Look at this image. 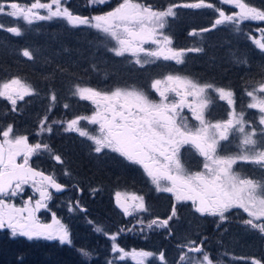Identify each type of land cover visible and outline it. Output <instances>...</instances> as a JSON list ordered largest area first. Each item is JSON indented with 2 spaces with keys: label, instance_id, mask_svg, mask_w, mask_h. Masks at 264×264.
Returning <instances> with one entry per match:
<instances>
[{
  "label": "rangeland",
  "instance_id": "rangeland-1",
  "mask_svg": "<svg viewBox=\"0 0 264 264\" xmlns=\"http://www.w3.org/2000/svg\"><path fill=\"white\" fill-rule=\"evenodd\" d=\"M64 3L65 4H62V6L67 7L66 1H64ZM88 8L90 9V6H88ZM21 9L22 7H14L8 11V7L5 8L3 6V9L0 10V23H2L0 24V29L7 32L9 35L13 33L12 35L17 37L21 36V26L29 29L18 22V20H25V22H27L25 19L27 9H24V12H21ZM40 10H44V12L40 13ZM40 10L36 9L34 11H38L41 15L48 14L47 9ZM197 10L202 11L204 15L206 14L205 11H207L204 7ZM11 12H18L19 15L13 17L9 15ZM215 16L216 19L219 18L218 13H216ZM91 17L93 16L90 15L88 23L82 24V26H91L97 29L94 27L96 21L92 20ZM32 20L38 21L35 16L32 17ZM51 21H53L52 26L55 28L56 26L64 24L73 26L63 17L53 18ZM44 23H46V21H44ZM123 24H126L131 29L130 33H125L123 28L118 32V35L125 43L123 45L118 44L117 41L112 38L115 43L114 46L110 43L106 45L110 47L109 52L112 55L114 53L116 54V51L122 48L126 49L133 47L134 49L131 53L125 51L123 55L116 54L118 57L127 58V63L123 68L127 78V84L125 85H119L118 82H113L115 71L113 72L110 69L109 72L105 68L101 70L102 74L99 80L104 82L103 85L106 84L107 81H110L111 83L107 88H104V86L98 87L99 85L94 82L89 83V76L93 75L94 71H91L90 66H88L90 70H87L86 67H82L79 63L77 64L76 60L72 59L69 61H61V63L57 64H51V70L47 67L45 68V66H48L47 62L41 63V65L34 63L33 69L36 67L38 68L37 74H39L42 84L33 82L28 78L17 79L9 75L7 78L3 79V77L0 76V87H2L3 83H10L12 80H18L31 89V94L25 96L23 100H18L15 106H12L11 102L5 97H0V129L7 130V128L11 126L12 132L10 135L12 137L16 135H26L29 144L34 145L40 143L41 145H48L47 149L42 147L37 154L30 158V166L36 170H42L46 175H52L61 185H65V187L70 189V192L67 194L57 197L51 192L52 189L49 188L52 199L47 202V208L41 209L37 213L38 219L42 223L48 224H51L54 219L59 220L67 229L75 233L76 237L82 239H86L85 236H88V231L100 229L101 234L109 239L110 243L107 242L108 244L105 245V248L108 249V253L111 255L110 261H113V263H119L124 258H127V260L136 264H141V261L143 264H165V261L167 264H176V258H178L189 264V259L185 257L198 256L187 252V248H190L191 243L194 242L197 246L203 247L204 244L210 242L212 245H206V251L209 252L213 259V264H216V260L228 262L229 264H240L239 262H243L242 264H254V261L257 260L256 257L264 251V246L260 248L261 245L264 244V234H261L257 229H252L250 226L243 224V220L248 219L247 215V217L243 216L240 211H238V213H240L239 215L228 213L226 214L228 219L225 222H220L218 217L201 216L195 212L191 204L188 205L191 202L176 203L172 194L157 193L155 186L151 184V180L146 176L143 168L138 163L128 161L126 157L121 155V152L116 149L125 147L123 143L125 139L131 143L140 145L143 150L148 153L150 158L157 161L160 159V163L153 166V171L158 170L157 174H162L165 170L169 171L170 175L175 174V161H179L183 166L185 176L199 172L202 170L203 158L201 156L199 157L197 150L190 147L188 151L183 153L180 148L177 151V144H183L182 141L185 136L193 139L195 144L200 143L201 141L197 136L198 131L202 127L209 126L212 123L226 120L233 107L237 112L243 108L246 113L245 119L252 122L253 126H255L261 114L258 109L247 108V104L251 102V98L248 97L246 93L247 91L258 89L259 84L257 88L254 89L248 87L246 90L241 91L232 89L234 91L232 92L235 105H228L226 101L220 99L223 93H220L215 85H202L201 83L203 80L197 75L196 78H187L188 75L186 74H191V72H193L197 62L196 64H188V54L185 57L179 50H176V45L174 43L168 44L165 38L169 37L165 34L163 29L156 34L154 42L141 43L140 37L147 36L150 33L146 30L141 31L140 27L138 28L139 31H137L136 28L138 24L133 21L125 20ZM97 30H100L101 34L108 35V33L103 32V28ZM17 32H19V35L16 34ZM48 34L54 38L52 40L48 39L51 42L50 46H52V48L49 49L53 52L59 51L56 48L60 45L59 40L61 38H55V34L49 31ZM37 36L38 35H35L34 38ZM109 36L111 35L109 34ZM128 41H132L133 43H128ZM26 48L27 50L22 52V58L26 60L32 59L31 52H34L35 48H33L32 45ZM259 51L264 52L261 50ZM24 52H28L30 55L25 56L23 55ZM57 53L60 54V51ZM177 56L183 58L184 62L182 64H177L175 62V57ZM46 60L49 61L48 58L45 59L44 57L43 61ZM88 60L95 62L94 57ZM56 61H60V59L57 58ZM221 63L222 61H219L218 64L216 61L211 60L207 63V69H219L221 68ZM164 65L177 69V72L167 73L168 68ZM183 65L186 66V70L184 69L185 67H182ZM39 66H42L43 69ZM82 68H85L84 71L81 70ZM62 69H65V71L62 72ZM137 69L145 71L141 77V81L138 79L140 76L134 72V70ZM77 71L79 73H77ZM20 72L21 70L17 72V74L22 75ZM83 72H85V77L81 76ZM142 73L141 71V74ZM220 73L225 76L230 73V70H220ZM177 75L178 77H176ZM61 77L65 78V83L68 82L67 84L63 83L65 84L64 86L68 87L69 84L70 87L67 92L69 96H67L66 99L61 97L63 96L61 93H59V97L57 96L58 87H61L58 83ZM72 78L74 79L72 80ZM46 84L53 85L52 89L50 88V91H45V89H43L44 92L40 91V102L35 105L27 106L28 103L32 104V102H29V99L32 98L31 96L34 97L38 94L32 92L33 88L35 89V86H47ZM77 86L89 90L86 92V95L92 96L93 99L98 101L99 105L105 109L97 123H89L87 121L80 122L79 126L88 133L87 137H80L78 133H67L63 130L69 120L77 116H92L97 113V105L87 99L80 100L78 97L72 96V92L75 91ZM201 88L204 89L210 101L208 108L203 113L204 124L197 118L201 113L199 112V107L193 104L194 98L190 95V93L199 91ZM107 90H109V92H107ZM256 94L260 95L259 92H256ZM53 95L55 96V101L52 100ZM45 101L46 103L44 104ZM171 101L177 103L171 105ZM64 103L69 105L68 109L62 107ZM25 106H27V108ZM107 109H111L112 111L109 112ZM117 112L121 113V120L114 121V117L110 115L116 114ZM210 114L214 116L215 119L212 120ZM54 120H60L62 123L54 124ZM178 122L181 124V127H179L180 131L176 132L175 130L178 126L175 125V123ZM102 124L105 125L103 130H101ZM49 126L53 129L51 133L42 131L43 128ZM181 128H183V130ZM169 129H172L171 133ZM110 133L112 135H110ZM89 137L97 138L102 141H105L107 137L105 147H103L102 151L98 154L108 152L107 157L110 154L115 156L110 157L111 161H113L114 158H120L128 169H135L136 171L135 175L132 172L130 173V171H126L121 166L119 167L109 163V166L105 167L103 166V160L96 161V174L98 172L102 174L103 177H110L113 181L120 175L123 176V179L126 181H132L134 179V185L137 187L135 190H131L127 182L120 181L119 183H115L111 189L112 198L108 200V205L111 204V208L109 211L102 208L105 210V214L103 217L99 218H97L98 216H95L92 211L87 214H82L76 206V202H78L77 204L80 207L89 209V206L93 203L94 195L99 192L98 189L94 190V188L89 185H85V174L91 175V173L95 172L90 170V164L86 162L82 155L79 157L80 154L87 153L88 156L90 151H94L96 145L93 139H89ZM0 140H3L2 132H0ZM239 140L240 136L234 135L227 142H222L218 146L216 154L218 156H229L233 153H238L239 149L236 146ZM157 148L163 151L164 155H161L159 151H154V149ZM78 153L80 154L78 155ZM175 154H177V156H175ZM56 156H59L58 160ZM23 159L24 157H19L17 162L20 163ZM148 162L151 161L149 160ZM73 163L78 165V168L82 166L81 173L86 172L82 174L85 176L84 179L81 175H77L71 170V168H74L72 167ZM164 164H168L169 168L164 169L162 167ZM247 167L251 169L247 171ZM240 168L242 169L241 175L249 177L252 174V168L255 167L246 165L240 166ZM112 174L113 176H110ZM255 175L256 178H264V171L259 169L258 172H255ZM80 177L83 180H81ZM87 180H89L88 177ZM162 182L165 184L170 183L168 180ZM75 185L78 188L74 187ZM129 190L130 192H128ZM117 192L126 194L127 196H143L148 211H134L131 216L126 215L116 204L115 194ZM257 194H264V190L258 191ZM0 198L5 199L6 202L13 203L17 207H24L29 201L34 205L35 200L39 199V194L36 193L29 184L25 185L24 191L16 197ZM176 205L181 206V208L177 209ZM173 209L176 212V216L174 217L171 216ZM242 216L245 218H242ZM169 217H171V219L169 220L168 229L159 228L155 225H153L152 228L148 227V224L152 220H163ZM204 218L212 224L216 222L214 224L216 228L210 232L212 238L215 237L214 239L216 241L206 237L208 231H201V228L198 227V225L203 222ZM125 221H130V223H127L126 226ZM217 224H219V227H217ZM118 227H122L124 232L116 234L114 231ZM132 227L133 229H131ZM170 231L174 233V241H172V236H169ZM84 232H86V235L82 237ZM113 236H116V240H112ZM19 237L20 236H11L10 230L8 229L0 230V241L7 239L16 240ZM144 237L145 239L151 237L156 241L162 238L165 244L167 243L165 250L161 249L158 253H154L148 257L140 256L139 254L143 251H141L140 248H134L133 245L137 243L134 242L135 240H139V242L143 243L142 240ZM21 238L29 240L27 237ZM42 239L43 238H34L32 240ZM52 242L60 243L58 239ZM122 242L125 243V246L126 244L129 246V251H125L127 246L123 247L124 244ZM161 244L162 242L155 244L152 251L159 249ZM112 245L123 248V251L119 253L113 251ZM215 245L218 246V255L215 251ZM177 247H179V250L175 249ZM161 254L165 256V261L159 259Z\"/></svg>",
  "mask_w": 264,
  "mask_h": 264
},
{
  "label": "snow or ice",
  "instance_id": "snow-or-ice-1",
  "mask_svg": "<svg viewBox=\"0 0 264 264\" xmlns=\"http://www.w3.org/2000/svg\"><path fill=\"white\" fill-rule=\"evenodd\" d=\"M93 3H96V0H93ZM98 3L103 6L111 4V0H98ZM223 4L234 5L238 12L226 14L224 10L216 8L215 11L219 16L218 19H215L216 25H224L225 23L239 25L245 21L264 22V10L250 6L244 0H223ZM181 6L191 7L192 9L214 7L211 3H205V0ZM165 8L166 10H156L155 6L137 2V0H120L118 4L108 10L106 15H95L91 19L96 21L95 28H103L104 32L110 34L121 45L125 41L118 35L119 30L123 28L125 33L131 32V29L122 22L125 20L133 21L140 25L141 31L146 30L150 33L147 36L140 37L141 43H149L154 42L156 34L168 25L169 18L176 16L173 6L165 5ZM36 9H47L48 14L41 15L38 11H34ZM20 11L24 12L25 10L21 9ZM9 15L15 17L19 13L11 12ZM33 16L40 21H51L53 18L63 17L73 26L87 24L89 21V17L81 18L78 14L73 15L67 7L62 6V0H51L50 3H41L40 0H35L25 14V19L29 24L33 23ZM239 30L237 28V31ZM259 33V38H253V42L259 50L264 51V28H260ZM16 34L19 35V32ZM192 34H194V30L189 33V35ZM165 39L168 44L172 43L170 38L166 37ZM128 43L133 42L128 41ZM133 50V47L122 48L117 50L116 54L123 55L125 51L131 53ZM23 55L28 56L30 54L24 52ZM175 62L182 64L184 61L182 57L177 56ZM87 91L89 90L77 86L75 91L72 92V96L78 97L80 100L87 99L97 105V113L92 116H77L69 120L63 129L64 132L78 133L80 137H87L88 133L81 129L80 122L97 123L101 114L105 111L98 101H95L92 96L86 95ZM218 91L223 93L220 96L221 100L226 101L228 105H235L232 91H225L223 88ZM256 92H259L260 95H257ZM30 94L31 89L18 80L3 83L0 87V97L9 100L12 106H15L18 100H23L25 96ZM190 95L194 98L193 104L199 107L201 113L197 118L204 124L203 113L210 104L208 96L203 88L190 93ZM246 95L251 98L247 108L258 109L261 114L258 123L253 126L252 122L245 119L246 113L243 108L237 112L233 107L226 120L202 127L197 133L201 142L194 145L198 154L203 158L202 170L199 172L185 176L183 166L179 161H175V174L170 175L167 170L162 174H157L158 170L153 171V166L160 162L150 158L140 145L131 143L126 139L123 140L125 147L116 150H119L121 155L125 156L128 161L138 163L143 168L146 176L150 178L151 184L155 186L157 193L172 194L176 203L191 202L196 213L201 216L218 217L220 222H225L228 219L226 214L231 210L240 209L250 217L243 220V224L264 234V222H260L264 221V194H257L258 191L264 190V178L242 177L233 170L236 163L243 162L264 171V82L259 84L258 89L247 91ZM52 100L55 101L54 95ZM62 107L68 109L69 105L64 103ZM107 111L111 112L112 110L107 109ZM53 123L61 124L62 121L54 120ZM104 127L105 125L102 124L101 130ZM42 131L51 133L53 129L49 126L43 128ZM175 131L179 132V127ZM0 132H2L3 137V140L0 141V197H16L24 191V186L29 184L39 194V199L35 200L34 205L29 201L24 207H17L13 203L0 198V230H10V235L13 237H27L29 240L43 238L47 241L58 239L62 244L70 245L72 241L69 239V231L59 220L54 219L51 224H48L42 223L37 217V213L41 209L47 208V202L52 199L49 188L57 191L62 189V185L57 183L53 176L45 175L42 171H37L30 166V158L37 154L42 147L47 149L48 145L29 144L26 135L12 137L10 135L12 132L11 126L7 130L0 129ZM169 132L171 133L172 129H169ZM110 135L112 134L110 133ZM234 135L240 136L236 146L239 152L229 156H218L216 154L218 146L222 142H227ZM89 139H93L96 145L94 152L100 153L106 145L107 137L105 141L92 137H89ZM179 147L180 145L177 144V151ZM154 151H159L161 155H164V152L158 148ZM19 157H24L20 163L17 162ZM56 159L58 160L59 156H56ZM149 160L151 162H148ZM162 167L168 169L169 165L164 164ZM164 180H168L170 183L165 184L162 182ZM115 201L128 216H131L134 211H148L143 196H127L117 192ZM171 216H176L174 209ZM170 219L171 217L163 220H152L148 227L152 228L155 225L159 228H167ZM217 227H219V224H217ZM112 240H116V236H113ZM112 250L117 253L123 251L122 248L116 245H112ZM189 251L199 254L196 257H185L189 259V264H213L209 252L204 250L202 246H197L193 242ZM80 255L84 264H88L89 254L80 250ZM139 255L148 257L152 253L146 251ZM159 259L165 261V256L161 254ZM141 264H143L142 261ZM165 264H167L166 261ZM254 264H262V262L256 260Z\"/></svg>",
  "mask_w": 264,
  "mask_h": 264
},
{
  "label": "trees",
  "instance_id": "trees-1",
  "mask_svg": "<svg viewBox=\"0 0 264 264\" xmlns=\"http://www.w3.org/2000/svg\"><path fill=\"white\" fill-rule=\"evenodd\" d=\"M64 1H66L67 8L73 13V15L78 14L80 17H90V15H106L111 7L120 2V0H111V4L100 6L98 0H96V3H93V0H62L63 5L65 4ZM34 2L35 0H0V10L3 9V6L5 8L8 7V11L14 7L28 9ZM40 2L50 3L51 0H40ZM137 2H144L146 4L153 5L156 10H166L165 5L173 6L176 16L174 18H169L168 25L163 29V31H165V34H167V36L171 39L172 43L176 45L177 51L179 50L183 56L188 54V64H196L197 62L193 72H191V74H186L189 76H187V78H196L197 75L203 80L201 83L202 85L208 86L212 84L215 85L218 90L223 88L224 90L226 89L229 91H233L232 89L235 91L246 90L247 87L254 89L257 88L258 84L264 82V52H260L253 42V38H259V29L264 28V22L245 21L239 25L235 23L216 25V8L224 10L226 14H234L235 12H238V9L235 8L234 5L223 4V0H205V3H211L214 6L213 8L204 7L207 10L205 11V15L200 10L181 6L197 3L199 0H137ZM244 2L248 3L250 6L264 10V0H244ZM88 6H90V9ZM18 22L29 28L26 29L21 26V36L19 37L12 35L13 33H10L9 35L7 32L0 29V76L3 77V79L11 75V77L13 76L17 79L28 78L33 82L42 84L39 74H37L38 68L36 67L33 69L34 63L41 65V63L47 62L48 66H45V68L47 67L51 70V64H57L61 63V61H69L72 59L76 60L77 64L79 63L82 67H86L87 70H90L88 67L90 66L91 71H94V74L89 76V83L94 82L99 85L98 87L104 86V88H107L111 82L107 81V83L103 85L104 82L99 80L102 74L101 70L105 68L109 72L110 69L113 72L115 71V75H113V82H118L119 85L127 84L126 74L123 70L125 64L127 63V58H121L115 53L112 55L109 52L110 47L106 44L110 43L112 46L115 44L112 36H109V34H101L100 30L94 29L91 26L87 27L79 25V27H74L69 24H64L56 26L55 28L52 26L53 21H46V23H44V21L38 20L33 21L31 24L25 22V20H18ZM124 22L125 21H123V23ZM139 27L140 25L138 24L136 28L137 31H139ZM237 28L240 30L237 31ZM193 30L194 34L189 35V33ZM48 31L52 34L54 33L55 38H61L59 40L60 45L56 48L60 51V54L57 53L59 51L53 52L49 49L52 48L49 40L54 38L48 34ZM35 35L38 36L34 38ZM31 45L35 48V50L34 52H31L32 59L26 60L22 58V52L26 51V47ZM44 57L45 59L48 58L49 61H43ZM92 57H94L95 62L88 60ZM57 58H59L60 61H56ZM211 60L216 61L218 64L219 61H222L220 66L221 68L214 70L211 68L207 69V63ZM185 65L182 67H185L184 69L186 70ZM39 67L42 68V66ZM165 67L168 68L167 73L177 72V69L173 67ZM84 69L85 68H82L81 70L84 71ZM224 69L228 71L230 70V73L225 76L222 75L220 70L222 71ZM18 70H21L20 73L22 75L17 74V72H19ZM63 71H65V69H62V72ZM139 71L140 69L134 70V72L140 76L138 79L141 81V77L145 71L141 70L143 72L142 74L141 71ZM77 73L79 72L77 71ZM81 76L85 77V72H83V75ZM73 79L74 78H72V80ZM65 82L66 80L63 77H61L58 82L61 87H58L57 96L61 93L63 96H60L63 99H66L67 96H69L67 92L70 88L69 84L68 87L64 86L68 83ZM46 85L47 86L40 87L35 86L36 88H33L32 92L38 94L34 97L31 96L32 98L29 99V102H32V104L28 103L27 106L39 103L40 91L44 92L43 89H45V91H50V88L52 89L53 87L51 84ZM107 92H109V90H107ZM45 103L46 101L44 104ZM173 103L174 102L171 104ZM27 106L25 107L27 108ZM79 154L80 153H78V155ZM107 154L108 152L98 154L94 151H90L88 156L87 153L79 155V157L82 155L86 162L90 164V170L95 172L91 173V175L85 174L86 172L81 173L82 166L81 168H78V165L75 163H73L72 166L74 168H71V170H73L77 175H81L83 179L86 176L85 185H89L94 188V190H99L98 194H95L93 197L94 200L92 205L89 206L90 212L92 211L95 216H98L97 218L104 216L105 210L102 208L107 209L108 211L110 210L111 204L108 205V200L109 198H112L111 189L115 183L123 181L128 183L131 190H135L137 188L136 185H134V179L132 181H126L123 179L124 177L120 175L115 178V181H113L110 177H103V175L98 172L96 174V161L103 160V166L105 167H108L109 163L115 164L136 175L135 169H128L120 158H114L113 161H111L110 157L115 156L110 154L107 157ZM82 174H85V176ZM110 176H113V174ZM87 177L89 180H87ZM80 179L83 180L81 177ZM128 192H130V190ZM176 206L177 209L181 208L179 205ZM242 218L245 217L242 216ZM127 223H130V221L126 222V226ZM214 224L210 221L208 222V220L204 218L203 222L198 225V227L201 228V231H208L206 237L211 240H215V237L212 238V234L210 233L214 230V228H216L214 227ZM68 231L69 239L72 241L70 245L62 244L61 242L59 244L57 242L53 243L52 241L43 239L27 240L26 238L21 237L16 240L7 239L0 241V264H84L83 258L80 255V250L89 254L88 264H136L127 260V258H124L119 263H113V261H110L111 255H109L108 249L105 248L109 239L105 237V235L101 234L100 229L96 231H88V236H85L86 232H84L82 237L85 236L86 239L76 237L75 233H73L70 229H68ZM114 232L117 234L124 232V230L122 227H118ZM174 239L175 236L173 235L172 241H174ZM134 242H137L133 245L134 248L137 247L143 252L147 251L152 254L158 253L161 249L165 250L167 244H165V241H163L162 238H159L156 241L151 237L148 239H145L144 237L142 240L143 243L139 242V240H135ZM159 242H162L160 248L152 251L154 245ZM123 244V247L127 246L125 251H129V246L127 244L125 246V243ZM206 245L212 244L210 242L204 244V250H206ZM263 246L264 244H262L260 248ZM175 249L179 250V247ZM215 251L218 255L219 250L216 245ZM256 258L257 260H261L262 264H264V251ZM176 259V264H188L178 258ZM215 262L216 264H229L228 262L221 260H216ZM239 263L242 264L243 262Z\"/></svg>",
  "mask_w": 264,
  "mask_h": 264
},
{
  "label": "flooded vegetation",
  "instance_id": "flooded-vegetation-1",
  "mask_svg": "<svg viewBox=\"0 0 264 264\" xmlns=\"http://www.w3.org/2000/svg\"><path fill=\"white\" fill-rule=\"evenodd\" d=\"M111 117H114V121H118V120H121V118H120V116H121V113L120 112H117L116 114H111L110 115ZM182 130H183V128H181ZM183 144H180V150L181 151H183V153H185L186 151H188V148H190V147H193V148H195L194 147V145H196L195 144V141L193 140V139H190V138H188L187 136H185L184 138H183ZM196 149V148H195ZM182 154V153H181ZM158 155V154H157ZM199 157H200V155H199ZM241 165H243V166H251L250 164H247V163H243V162H238V163H236L235 165H234V168H233V170L234 171H236V172H238L240 175H241V173H242V169L240 168V166ZM242 177H247V178H255V177H251V176H246V175H241ZM75 187V186H74ZM78 202H76V206L78 205L77 204ZM191 203H189L188 205H190ZM238 211H240L241 212V214L243 215V216H245V217H247L246 215L247 214H245V213H243V211L242 210H240V209H233V210H231L229 213H231L232 215L234 214V215H239L240 213H238ZM228 214V213H227ZM205 217H208V216H206L205 215ZM250 217H248V219H249ZM261 222V221H260ZM262 222H264V221H262Z\"/></svg>",
  "mask_w": 264,
  "mask_h": 264
},
{
  "label": "water",
  "instance_id": "water-1",
  "mask_svg": "<svg viewBox=\"0 0 264 264\" xmlns=\"http://www.w3.org/2000/svg\"><path fill=\"white\" fill-rule=\"evenodd\" d=\"M35 169V168H34ZM36 170V169H35ZM37 171H40V170H37ZM46 175V174H45ZM58 183V182H57ZM60 184V183H59ZM52 189V188H50ZM52 191L55 193V195L57 196H63V194H65L67 192V188L65 187V185H62V189L60 191H57L55 189H52ZM80 210L84 213V214H87V212L89 211L88 209H82L80 208ZM170 236H173V233H170ZM190 253H193L191 251H189ZM196 254V253H194ZM196 255H199V254H196Z\"/></svg>",
  "mask_w": 264,
  "mask_h": 264
}]
</instances>
